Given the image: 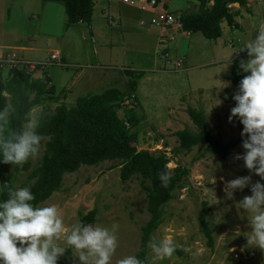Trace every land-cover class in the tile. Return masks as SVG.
Returning a JSON list of instances; mask_svg holds the SVG:
<instances>
[{"label": "rangeland", "instance_id": "obj_1", "mask_svg": "<svg viewBox=\"0 0 264 264\" xmlns=\"http://www.w3.org/2000/svg\"><path fill=\"white\" fill-rule=\"evenodd\" d=\"M19 1L10 2V5L21 9L22 15H37L36 9L27 11ZM196 1L173 2L179 5L178 9L184 10L182 7L186 2H189V7ZM2 4L0 0V7ZM247 5L249 6L243 8L238 6L236 11L231 8L237 15L241 14L242 22L237 23L240 29L231 28L223 22L225 32L216 41H208L200 34L192 36L182 44V55L176 54L183 60L180 71H173L171 65L163 62L157 52L155 62L161 68L157 71L155 67L157 70L153 71L151 47L148 53L138 56L136 51L123 45L120 32L114 33L119 37V45H115L110 55L108 54V40H104L113 30L105 20L102 22L100 13H95L96 27L93 28L92 35L89 30L83 34V28L77 27L72 35L63 38L67 25L66 14L63 4L54 3L58 11L53 24L55 38L51 40L50 46L63 49L69 62L75 65L65 68L59 61L57 63L62 66L53 62L45 70L53 80L57 73L61 74L65 81L62 87L67 85L69 88L68 91L63 88L58 93L55 91L54 96L59 95V103L49 101L44 106L35 108L30 112L29 120L37 121L42 110L52 114L59 104L71 108L79 98L118 89L121 97L116 112L125 127L136 134L135 148L164 154L169 161L170 173L175 169L186 172L174 199L164 208L163 223L148 244V264H264V251L247 246L244 234L251 230V214L239 206L245 196H251L252 184L260 181L258 176L244 166L243 160L234 159L236 156H243L246 150L237 147L227 158L221 159L202 146L190 151L179 150L176 136L182 130L195 132L186 114L188 107L204 111L209 132L212 136L220 137L223 143L238 138L243 132V127H238L234 118L229 122L231 109L235 107L232 99L235 93L228 77L234 61L239 65L242 60L246 62L249 59L244 46L258 35L259 24L264 21V0L249 1ZM173 8L177 7L173 5ZM4 14L6 15V11ZM15 19V24L21 25L18 30L21 33L25 30L23 22L19 23L20 19L17 17ZM17 41L25 44V34L18 37ZM34 41L35 46H40L39 41L42 39L38 37ZM168 50L169 53L173 52L169 45ZM122 51H126V55H122ZM18 54L20 56L23 53ZM29 56L44 58L45 54L36 52ZM138 66L142 71L131 72L130 76L123 71ZM7 75L8 70L3 69L0 79L4 80ZM128 81H132L135 87H129ZM224 84L228 86L224 87ZM216 99H220L222 103L216 105ZM45 141L42 140L36 158L18 165L16 170H9L8 175L14 188L33 182L29 175L41 162ZM25 163L28 165L26 169L23 168ZM117 164V161L104 162L94 167H81L75 173L64 175L59 190L39 205L57 207L66 231L56 242L65 249L69 246L66 237L77 226L80 215L85 216L94 210L96 214L93 226L99 224L111 229L113 224L117 225L114 231L117 248L110 264H116L117 260L129 255L134 256L140 242V228L149 219L141 178L133 176L122 182L120 168H112ZM244 176H251V183L243 190H235L233 198L228 199L223 191L225 185ZM260 182L264 184V181ZM199 215L204 216L212 230V249L206 245V238L200 231ZM165 235L172 237L179 248L172 257L161 260L149 245H158ZM184 247H190L191 251L185 252ZM78 256L79 253L74 249L71 264H82Z\"/></svg>", "mask_w": 264, "mask_h": 264}, {"label": "trees", "instance_id": "obj_2", "mask_svg": "<svg viewBox=\"0 0 264 264\" xmlns=\"http://www.w3.org/2000/svg\"><path fill=\"white\" fill-rule=\"evenodd\" d=\"M63 4L67 26L77 23L90 24L93 14V0H41ZM255 0H197L195 14L180 16L182 31L189 34L200 33L208 41H216L222 35L221 24L240 29L235 22L236 12L232 5L246 7ZM126 75H132L127 72ZM247 75L239 68L236 61L232 63L230 76L235 95L239 90L241 79ZM131 82V83H129ZM128 85L134 88L132 81ZM50 80L38 79L25 74L23 69H15L7 77L0 79V111L7 109V115L0 121V137L11 138L24 129L29 121V114L35 108L47 102L59 103V95ZM121 93L118 89H109L98 95L79 98L75 105L67 108L59 104L52 114L42 110L37 122V131L45 139L44 155L39 166L29 175L33 182L29 186L36 197L34 206H39L57 192L64 175L75 173L81 167H94L104 162L118 164L120 179L126 182L133 176L141 178V188L145 195L146 210L149 219L140 228V242L134 256L141 264H148V244L158 227L163 223L165 206L174 199L176 190L180 189L185 170L168 169V159L162 153H151L135 148L136 134L125 127L116 112ZM9 98V100L7 99ZM186 114L195 128V132L182 130L176 133L178 149L190 151L194 147H206L207 151L221 159L237 147H243L247 136L223 143L220 137L209 132L204 111L188 107ZM238 127L242 128L238 117H233ZM18 165L0 164V185L7 184L15 189L8 172L16 170ZM28 165L25 163L23 168ZM167 171L171 176L168 187H162L159 173ZM7 198V190L0 192V201ZM96 212L93 210L81 216L77 225H92ZM200 231L206 238V245L213 248L212 230L204 216H198ZM74 248L68 246L57 264H71Z\"/></svg>", "mask_w": 264, "mask_h": 264}, {"label": "clouds", "instance_id": "obj_3", "mask_svg": "<svg viewBox=\"0 0 264 264\" xmlns=\"http://www.w3.org/2000/svg\"><path fill=\"white\" fill-rule=\"evenodd\" d=\"M249 59L241 61L239 68L245 75L239 90L232 97L235 107L231 109L229 122L238 117L243 125L242 136L246 150L244 166L264 181V21L259 24L255 39L244 46ZM225 85V84H224ZM225 85L224 87H227ZM223 88V87H222ZM227 98V97H225ZM216 105L222 103L215 100ZM7 115V109L0 111V121ZM35 119H30L23 130L11 138L0 137V164L20 165L39 155L42 135ZM161 186L167 188L171 176L167 171L159 173ZM251 176L236 178L228 182L223 191L228 199L235 190H243L251 183ZM260 181L251 186V196H245L239 206L250 215V231L245 233L247 246L264 251V184ZM7 190V198L0 201V264H57L65 248L56 242L66 231L56 206H34L36 199L29 186L10 189L0 185V192ZM117 225L111 229L102 225H77L66 237L67 245L79 253L82 264H110L117 248L114 234ZM149 247L159 259L170 258L179 248L173 238L163 236L159 244ZM190 252V247H184ZM116 264H141L135 256L129 255L116 261Z\"/></svg>", "mask_w": 264, "mask_h": 264}, {"label": "crops", "instance_id": "obj_4", "mask_svg": "<svg viewBox=\"0 0 264 264\" xmlns=\"http://www.w3.org/2000/svg\"><path fill=\"white\" fill-rule=\"evenodd\" d=\"M14 1L18 0H2L3 4L0 7V59L5 58L9 53H15L21 60L33 63H42L48 61L47 59L50 58L51 54L57 53L60 57L61 63L63 64V67L67 68L74 66L75 64L72 65L71 62H69L70 59L65 54L63 49L55 47L51 48L50 46L51 40L55 38L53 32V24L55 22V19L57 18L56 14L58 11L54 6L55 2L46 3L42 2L41 0H39L40 3L39 1L35 0H20L18 2L24 4L26 7L24 9H27V11L36 9V12L38 13L35 16V14L33 13H25V15H22L23 11L21 9H15L13 8V6L10 5V2ZM131 1L134 2L133 6L129 5L127 0H93V14L91 17L90 24L88 25L86 23H77L70 27L66 25L65 30L63 32V38L68 35H72L73 32L76 30L74 28L77 27L83 28V34L84 32H87V30H89V34L92 35L93 28L96 27L94 21L95 13H100L102 17V22L103 20H105L107 22V25L113 30V33L111 32L110 34H108V37L104 40L105 42H107L108 40V43L106 45L108 47L107 50L109 55L110 52L114 49V46L119 45V37L114 33L120 32L121 37H123L124 40L123 45H127L129 47L128 49L136 51L138 53V56L148 53V49L151 47L153 53L152 70L154 71L158 69L157 71H159L161 67H158L155 62V55L157 57V52H159V38L163 34L169 32L167 30L161 29L160 27L151 25L150 20L153 17L159 16L163 11H167L178 16L195 14L197 12V1L192 3V5L189 7V2H186L182 7L184 8V10L178 9L180 7L179 5H176L175 2H173L174 0H156L158 2V7L156 9H151L147 7L145 5L146 0ZM173 5L177 8H173ZM231 7L235 11L237 10L236 8H239L238 5H232ZM4 11H6V15L4 14ZM240 15L238 14L235 18V22L238 24L242 22ZM16 17L20 19L19 23L23 22L22 25L25 28V30L21 33L18 31L19 26L21 25L15 24L17 21L15 19ZM221 29L222 34H224L225 29L223 28V23L221 24ZM78 30L80 31V29ZM23 34H25V37L27 38V41L24 42L25 44H21V40L17 41V38L22 37ZM196 34H189L180 30L172 31V39L168 43L169 48L173 51L172 53L182 55L180 54L182 51H184V48L182 49V44L184 42L186 43L188 40H190L192 36ZM38 37H40L42 41H39L40 46H35L36 42L34 40ZM61 41H63V39H61ZM56 43L57 39L55 40V44ZM18 52H21L23 54H20L19 56ZM36 52L44 53L45 57L36 58L35 56H29V54H35ZM124 54L126 55V51H122V55ZM66 59L67 62L65 61ZM61 63L57 64L62 66ZM155 67L157 69H155ZM140 70L141 69L138 66L136 68L125 69L123 71L139 73ZM0 76H2V72H0ZM44 77L50 80V84L54 86L56 93H58L62 88L68 91L69 87H66L67 85L65 87H62L65 81L64 77L61 74L57 73L53 80L51 75H48L45 72L42 78Z\"/></svg>", "mask_w": 264, "mask_h": 264}, {"label": "built area", "instance_id": "obj_5", "mask_svg": "<svg viewBox=\"0 0 264 264\" xmlns=\"http://www.w3.org/2000/svg\"><path fill=\"white\" fill-rule=\"evenodd\" d=\"M127 2L131 6L134 5V2L131 0H127ZM145 5L151 9H156L158 7V2L156 0H146ZM150 24L169 32L163 34L159 38L160 58L163 62L170 64L173 71H180L183 67V60L176 54L168 52V43L172 39V31H182L180 16L163 11L159 16L153 17L150 20ZM59 61L60 57L57 53L51 54L49 60L42 63L24 61L19 59L15 53H9L5 58L0 59V72H2L3 69H7L8 73L15 69H23L25 74L38 79L39 77L42 78L43 74L46 72L45 70L52 65L53 62L57 64Z\"/></svg>", "mask_w": 264, "mask_h": 264}]
</instances>
